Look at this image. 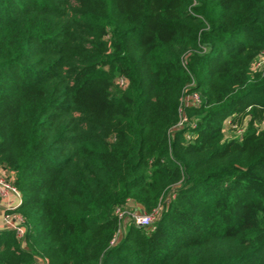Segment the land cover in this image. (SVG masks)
<instances>
[{"label": "trees", "instance_id": "obj_1", "mask_svg": "<svg viewBox=\"0 0 264 264\" xmlns=\"http://www.w3.org/2000/svg\"><path fill=\"white\" fill-rule=\"evenodd\" d=\"M261 58L264 0H0V264H264Z\"/></svg>", "mask_w": 264, "mask_h": 264}, {"label": "built area", "instance_id": "obj_2", "mask_svg": "<svg viewBox=\"0 0 264 264\" xmlns=\"http://www.w3.org/2000/svg\"><path fill=\"white\" fill-rule=\"evenodd\" d=\"M263 61H264L263 58L259 59L256 63V66H261V65L263 66L264 65ZM117 82L122 86L126 85V81L123 78H118ZM192 100L198 101V97L196 94L192 96ZM9 194L18 197L20 201L16 204H13V202H10L8 199ZM0 199L4 200L6 203L5 208L3 209V222L5 226L8 229H12L15 232L16 236L19 239L23 240L25 234L24 219L17 210V208L21 204L22 196L18 191V189L13 185L12 180L10 181L8 178H5L3 175L0 176ZM159 211L160 209L156 208L152 212L147 213L144 210L138 208L135 210L133 209V211L130 210L127 217L129 222H131L135 226H150L159 216L158 214ZM121 213H123L124 215L126 212L117 210L119 219H121V215H122ZM119 234H120V230L119 233L117 234V237L119 236ZM115 240H113L112 242H114ZM42 260L44 264H48L46 259L42 258Z\"/></svg>", "mask_w": 264, "mask_h": 264}, {"label": "crops", "instance_id": "obj_3", "mask_svg": "<svg viewBox=\"0 0 264 264\" xmlns=\"http://www.w3.org/2000/svg\"><path fill=\"white\" fill-rule=\"evenodd\" d=\"M0 174L3 175L4 177H12V172L9 171L5 166L0 165ZM8 199L10 202H13V204H16L20 201V199L12 194L8 195ZM5 201L0 199V229H7L3 222V209L5 208ZM36 264H44L42 258L37 259Z\"/></svg>", "mask_w": 264, "mask_h": 264}, {"label": "rangeland", "instance_id": "obj_4", "mask_svg": "<svg viewBox=\"0 0 264 264\" xmlns=\"http://www.w3.org/2000/svg\"><path fill=\"white\" fill-rule=\"evenodd\" d=\"M231 129H232V133H233V135L235 134H237V132H240V130H241V128L239 129V127H237L236 125H232L231 126ZM232 133H230V134H232ZM239 135V134H238ZM1 176V175H0ZM6 178V177H5ZM8 179L11 181L12 180V177L10 176V177H8ZM133 209H135L134 208V205H133V203H129V205L127 206V208L125 209V211H122V212H126L124 215H123V213H121L122 215H121V225L123 224V226L122 227H124L125 225H126V223H128L129 222V220H128V217H127V215H128V213L130 212V210L131 211H133ZM121 211V210H120ZM158 214H160V211L158 212ZM122 231V230H121ZM36 263H37V260H36Z\"/></svg>", "mask_w": 264, "mask_h": 264}]
</instances>
